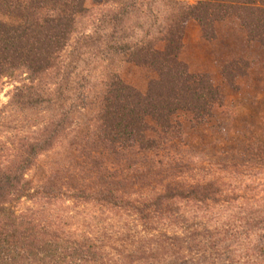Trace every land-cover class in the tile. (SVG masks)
<instances>
[{"label":"trees","instance_id":"1","mask_svg":"<svg viewBox=\"0 0 264 264\" xmlns=\"http://www.w3.org/2000/svg\"><path fill=\"white\" fill-rule=\"evenodd\" d=\"M90 1L105 13L81 29ZM154 1L0 0V264H264V181L242 174L264 173V139L201 160L190 131L225 98L182 60L190 23L264 48V0H160L158 31L131 37Z\"/></svg>","mask_w":264,"mask_h":264},{"label":"rangeland","instance_id":"2","mask_svg":"<svg viewBox=\"0 0 264 264\" xmlns=\"http://www.w3.org/2000/svg\"><path fill=\"white\" fill-rule=\"evenodd\" d=\"M86 8L91 11L82 19L81 29H89L105 13V8L96 1L87 2ZM146 10L143 9L141 14L132 17L126 24L131 37H150L158 31L160 20L155 15L162 13L163 4L156 0ZM216 34V40L205 42L200 37L198 27L194 23L188 24L182 54V60L190 72L209 75L225 98L224 105L216 110L212 121L190 131L192 146L201 154V160L210 164L221 162L219 152L228 153L227 158L231 159L236 151L250 146V140L256 146L259 138L264 139V48L247 43L235 20L218 23ZM231 59H243L249 65L246 76L238 78L233 88L226 84L221 75L223 65ZM121 77L126 83L143 90L148 74L127 66L123 68ZM4 101L6 98L1 94L0 102ZM215 168H209L204 174H214ZM242 174L245 175L243 179L264 181V173L257 170L251 169ZM237 177L242 178L241 174Z\"/></svg>","mask_w":264,"mask_h":264}]
</instances>
